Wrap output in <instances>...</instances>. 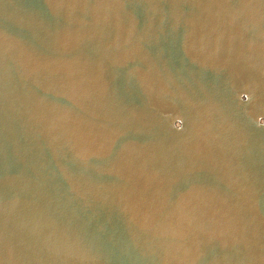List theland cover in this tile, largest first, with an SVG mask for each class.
Wrapping results in <instances>:
<instances>
[{
	"label": "water",
	"instance_id": "1",
	"mask_svg": "<svg viewBox=\"0 0 264 264\" xmlns=\"http://www.w3.org/2000/svg\"><path fill=\"white\" fill-rule=\"evenodd\" d=\"M0 264H264V0H0Z\"/></svg>",
	"mask_w": 264,
	"mask_h": 264
}]
</instances>
